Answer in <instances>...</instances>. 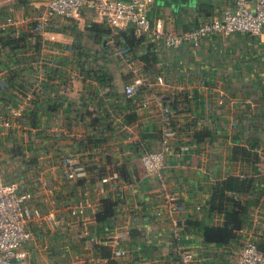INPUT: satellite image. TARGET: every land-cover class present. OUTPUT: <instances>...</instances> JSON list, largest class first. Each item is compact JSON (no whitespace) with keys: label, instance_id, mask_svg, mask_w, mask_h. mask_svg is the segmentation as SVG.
Returning a JSON list of instances; mask_svg holds the SVG:
<instances>
[{"label":"crops","instance_id":"obj_1","mask_svg":"<svg viewBox=\"0 0 264 264\" xmlns=\"http://www.w3.org/2000/svg\"><path fill=\"white\" fill-rule=\"evenodd\" d=\"M44 3L0 0V23L12 16L14 25L25 24ZM233 4L152 0L147 12L153 23L160 18L164 29L179 32L221 17ZM51 25L42 51L55 58L58 70L50 87L39 83L24 102L23 118L0 130V159L3 179L28 191L25 202L51 211L53 218L30 222L32 237L20 248L24 255L10 264H183L172 249L175 227L193 252L186 264H236L246 238L264 248V29L213 33L198 45L167 46L150 34L136 37L129 28H111L88 5L79 17H57ZM124 44L131 47L129 61L119 52ZM135 75L145 83L128 96L124 86ZM156 75L164 82H156ZM47 79L45 71L42 81ZM5 96L0 94V113ZM166 103L178 135L163 174L167 189L185 205L180 213L166 206L157 180L140 162L142 152L161 146ZM51 125L58 129L54 136ZM67 152L88 168L91 198L119 199L110 229L108 221L96 218L99 209L72 216L60 204L62 198H76L83 181L65 177L61 157ZM110 168L124 181L122 197L119 191L97 193L99 176ZM228 176L251 181L252 187L227 191L248 207L242 226L225 241L223 212L207 214L202 207L212 184ZM42 179L50 184L41 185ZM108 234L120 237L124 255H112Z\"/></svg>","mask_w":264,"mask_h":264},{"label":"built area","instance_id":"obj_2","mask_svg":"<svg viewBox=\"0 0 264 264\" xmlns=\"http://www.w3.org/2000/svg\"><path fill=\"white\" fill-rule=\"evenodd\" d=\"M151 1L45 0L44 7L25 24L14 25V18L7 16L0 23V30L12 27V34L17 35L33 22L31 31L34 35L41 36L42 47L38 58L31 62L36 78L34 84L26 88L25 92L14 91L16 103L8 102L4 105L5 110L0 113V130L12 126L14 122H19L23 118L24 102L38 89L45 73V65L56 64L54 57L46 55L42 51L46 43V34L52 32V29L48 27L57 17L65 19L79 17L82 8L86 5L90 6L94 14L111 28L116 30L129 28L136 37L150 34L156 43L162 42L167 46H179L182 43L198 45L201 39L213 33L228 34L232 31H240L257 34L264 29V0H256L254 6L250 5L249 0H234L233 6L226 8L221 17L203 21L192 28L179 32L164 29L160 18H157L154 23L152 22L147 12ZM119 52L123 55L124 60H130L131 47L129 45H121ZM0 74L2 80H6V67L0 68ZM154 80L158 83L164 82L162 75H156ZM144 83L145 79L141 75H135L130 83L125 84L124 91L128 96H131L135 91V86ZM145 102L143 101L142 104L145 105ZM172 113L173 109L170 104L163 105L161 109V146L158 149L142 152L140 162L145 174L157 180L166 206L172 211L180 213L184 211L185 205L179 200L176 193L167 189L163 174L166 153L174 148L173 139L178 135V128L171 124ZM49 130L54 136L58 129L57 126L51 125ZM61 165L65 177L82 178L83 181L80 185V194L76 198H62L60 204L72 216H83L87 208L98 210L101 201L91 198L89 186L91 178L82 160L75 153L67 152L61 157ZM37 178L40 179L39 176ZM123 183L118 169L110 168L108 172L99 176L97 193L104 196L110 191H119L122 197ZM49 184L48 180L42 179L41 185L48 186ZM29 196L28 191H19L15 183L3 179V162L0 159V264H10L12 258L24 255L20 248L24 241L32 237L31 221L53 218L51 211H43L35 206L30 207L25 202ZM195 207L199 208L200 205L196 204ZM156 213L159 214L160 211L157 210ZM105 228L110 229L109 223L105 225ZM173 236L175 243L172 249L179 260L186 264L192 259L193 252L183 244L178 227H175ZM107 242L112 246L113 256L124 255L125 251L117 234H108ZM236 264H264V248L251 238H246L241 245Z\"/></svg>","mask_w":264,"mask_h":264},{"label":"trees","instance_id":"obj_3","mask_svg":"<svg viewBox=\"0 0 264 264\" xmlns=\"http://www.w3.org/2000/svg\"><path fill=\"white\" fill-rule=\"evenodd\" d=\"M33 22L19 32L12 34V27L0 30V68L6 67L4 88L0 89V94H8L2 98L4 104L8 102L16 103L14 91L25 92L26 88L34 84L36 78L33 74L31 62L36 60L41 52L42 38L40 35H34L31 31ZM48 28H53L50 25ZM46 43L49 41L45 40ZM27 53V54H26ZM55 65H45L47 81H40L43 88L50 87L52 82L48 81L55 75ZM34 91V90H33ZM35 92V91H34ZM31 103H37V99L30 98ZM53 108L54 104L50 105ZM54 109V108H53ZM26 111H24L25 113ZM87 168V167H86ZM88 170V168H87ZM252 187V182H245L238 177L228 176L217 180L212 184L211 194L207 205L204 208L207 214L213 211L223 212V239L229 240L236 234V229L240 228L245 221L248 202L243 205L236 199L227 194L228 190L240 191L244 187ZM119 204L117 197H105L101 199V205L97 211L96 218L100 221H112L115 213V206Z\"/></svg>","mask_w":264,"mask_h":264}]
</instances>
